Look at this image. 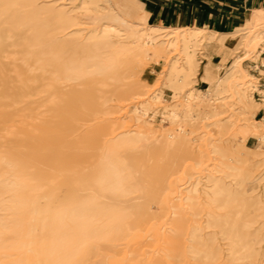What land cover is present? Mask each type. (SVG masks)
<instances>
[{
    "label": "bare ground",
    "instance_id": "bare-ground-1",
    "mask_svg": "<svg viewBox=\"0 0 264 264\" xmlns=\"http://www.w3.org/2000/svg\"><path fill=\"white\" fill-rule=\"evenodd\" d=\"M150 16L0 0V264H264V8L231 31Z\"/></svg>",
    "mask_w": 264,
    "mask_h": 264
},
{
    "label": "rangeland",
    "instance_id": "rangeland-1",
    "mask_svg": "<svg viewBox=\"0 0 264 264\" xmlns=\"http://www.w3.org/2000/svg\"><path fill=\"white\" fill-rule=\"evenodd\" d=\"M141 1L143 3L144 8H146L150 14L154 15V17L150 16V19H149L150 22H152L154 24H161V25L167 24V21L170 19V13L165 10L166 6L164 5V2L158 3L157 7H159V8L162 7L163 9H161L159 12H157V11L149 10V8L151 7V5H150L151 0H141ZM140 16H141L140 13H137V12L132 13V17L135 19V20L133 19L134 21L139 20ZM180 16H174L173 20L171 19L173 21V24H174L175 18L180 17ZM243 18H244L243 15H241L240 13H229L227 15L229 25L226 28H223V31H231V30L237 29L239 26H241ZM208 21L212 23V27L210 29H213V30L220 29V27H216V25H215L216 21L214 19L212 20L210 17H208ZM199 22L200 21L197 22L196 20H193L192 23L189 24V26L195 27L199 24ZM245 68L248 69L252 74H254L256 76L258 75V73H256L254 70H252L249 66L245 65ZM166 71H167V66L163 65V63L155 64L153 62H149L144 67V69L141 73V78L146 84L155 85L156 87H159L161 82L163 81V77L165 76ZM261 82H262V90H263L264 89V77L262 78ZM194 87H196L197 89H200L203 92L206 89L205 85L201 84V83L195 84ZM171 98H172V94L167 92L166 100H167V102H170V103H165L166 105L171 104ZM257 98L260 99L261 97L257 96ZM132 105H133V103H122L121 107H120L121 111L116 116L125 115L128 118H131L132 117V113H131ZM33 108L35 111L34 112L35 117H37V118H39L40 115L46 110V107L43 106V103H35ZM263 118H264V115L262 113H259L257 116V119L259 121H262ZM133 123H134V121L131 118L128 124L132 125ZM81 124H82V126H84L83 129H85L86 125H88L89 123H81ZM155 125L161 130L169 127L166 122L161 120V118H158L156 120ZM202 132H203V130H202ZM247 145L249 148L254 149L255 146L257 145L256 139L251 137L249 139ZM154 231H156V233L158 234V237H160L162 230L158 229V230H154ZM142 240L143 239H141L140 242H142Z\"/></svg>",
    "mask_w": 264,
    "mask_h": 264
},
{
    "label": "crops",
    "instance_id": "crops-1",
    "mask_svg": "<svg viewBox=\"0 0 264 264\" xmlns=\"http://www.w3.org/2000/svg\"><path fill=\"white\" fill-rule=\"evenodd\" d=\"M162 2L166 6L165 10L170 13V19L173 20L174 16L186 15L189 24L193 20L202 21L208 28L212 27L208 17L216 21V27L226 28L229 25L227 19L229 13H240L244 17L253 9L264 8V0H163ZM150 5L149 10L152 11L159 12L163 9L152 2Z\"/></svg>",
    "mask_w": 264,
    "mask_h": 264
}]
</instances>
